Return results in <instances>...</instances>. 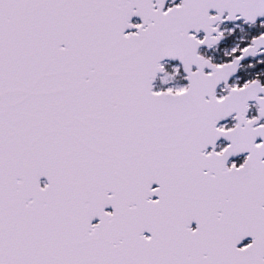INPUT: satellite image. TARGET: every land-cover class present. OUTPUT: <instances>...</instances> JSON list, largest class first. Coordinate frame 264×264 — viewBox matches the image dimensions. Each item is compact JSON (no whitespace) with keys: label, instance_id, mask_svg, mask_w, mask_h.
<instances>
[{"label":"snow or ice","instance_id":"obj_1","mask_svg":"<svg viewBox=\"0 0 264 264\" xmlns=\"http://www.w3.org/2000/svg\"><path fill=\"white\" fill-rule=\"evenodd\" d=\"M0 264H264V0H0Z\"/></svg>","mask_w":264,"mask_h":264}]
</instances>
